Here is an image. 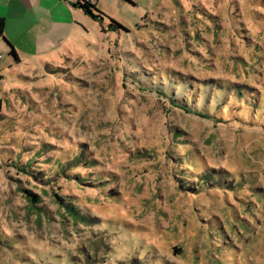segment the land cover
Masks as SVG:
<instances>
[{
  "label": "rangeland",
  "instance_id": "374dc122",
  "mask_svg": "<svg viewBox=\"0 0 264 264\" xmlns=\"http://www.w3.org/2000/svg\"><path fill=\"white\" fill-rule=\"evenodd\" d=\"M98 7L0 28V264H264V0Z\"/></svg>",
  "mask_w": 264,
  "mask_h": 264
},
{
  "label": "crops",
  "instance_id": "0c3cea01",
  "mask_svg": "<svg viewBox=\"0 0 264 264\" xmlns=\"http://www.w3.org/2000/svg\"><path fill=\"white\" fill-rule=\"evenodd\" d=\"M100 1L95 0L97 6H100ZM74 3L75 0H0V28L7 35L9 26H19L22 35H30L31 30L42 22L45 26L55 27L57 20H72L75 17L73 9L83 11ZM4 41L7 43L9 53L10 45L16 50L11 40L7 38L4 40L3 35L2 42Z\"/></svg>",
  "mask_w": 264,
  "mask_h": 264
},
{
  "label": "trees",
  "instance_id": "16d2710c",
  "mask_svg": "<svg viewBox=\"0 0 264 264\" xmlns=\"http://www.w3.org/2000/svg\"><path fill=\"white\" fill-rule=\"evenodd\" d=\"M74 5L77 6V7H80L86 14H89L93 18H100V17L104 16V13L99 10L96 2H91V1H88V0H75ZM94 10L97 11V13H98L97 15L96 14L94 15V13H95ZM113 25L114 26H119L116 22H114L112 20V26ZM119 27H121V26H119ZM10 46H11L10 54L13 55L16 58L17 62H19L20 60H19V57L17 55V52H16L15 48L12 45H10ZM173 89L176 92H178V90L179 91L181 90L184 93L187 92V91L192 92V89H189V90L183 89V86H182L181 83L175 84ZM180 99H181V101H176L175 102L177 104L176 106L188 110L189 107H187V105H185V103L182 102V98H180ZM1 108H2V104L0 103V111H1ZM195 112H199L198 114H200L201 116H203L205 118L209 117L208 114L202 113L200 111H195ZM37 152L38 151H36L35 154H37ZM83 153L84 152L81 151L80 155L73 157L70 161L69 160L68 161H62V159H60V158H58L55 161L58 170L61 171L64 175H66L65 177L67 179L75 180V181H77V182H79L81 184L88 183L87 180H89L90 178L88 179V178H86V176H81L79 174L75 175L74 173H73L74 175L70 176L68 171L71 170V167L76 166L77 164H80L81 157L83 156ZM87 161H88L87 159L84 160V162H83L84 165H88L89 164ZM27 168L29 169V166ZM37 171H38V173H39V175L41 177V175H43V170H37ZM44 180H48V182H50V180H52V175H48L46 177V179H44ZM51 183L54 185V183L52 181L49 184H51ZM24 192L27 194V196L30 199V201H32L34 203V206L39 204V202H40L39 200L42 197L38 193H35L32 190H30V189H24ZM55 197H56V200L58 201V203L62 206V208L64 210H66L67 212H69L74 218L80 219L83 222H87L89 219L93 218V217H90V215H89V217H88V215L83 216L81 214V212H80V209L77 207V205L74 204L72 202V200H70L69 198H67V197H65L63 195L61 196V195H59L57 193H55ZM35 251H37V250H35ZM55 257L57 259L56 260L57 264H71V263L79 264V263H75V262L72 261L71 254L70 255H66V254L63 255L62 252L58 251L57 255H55ZM30 259H31L30 256H28L26 258V261H31ZM29 264H37V259H33L31 261V263H29Z\"/></svg>",
  "mask_w": 264,
  "mask_h": 264
},
{
  "label": "built area",
  "instance_id": "2783aa9c",
  "mask_svg": "<svg viewBox=\"0 0 264 264\" xmlns=\"http://www.w3.org/2000/svg\"><path fill=\"white\" fill-rule=\"evenodd\" d=\"M88 1L95 2V0H88Z\"/></svg>",
  "mask_w": 264,
  "mask_h": 264
}]
</instances>
